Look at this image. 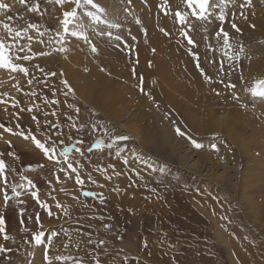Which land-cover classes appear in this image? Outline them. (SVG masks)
<instances>
[{"label": "rangeland", "instance_id": "374dc122", "mask_svg": "<svg viewBox=\"0 0 264 264\" xmlns=\"http://www.w3.org/2000/svg\"><path fill=\"white\" fill-rule=\"evenodd\" d=\"M154 1L0 0V264H264V0Z\"/></svg>", "mask_w": 264, "mask_h": 264}, {"label": "snow or ice", "instance_id": "6c2138e0", "mask_svg": "<svg viewBox=\"0 0 264 264\" xmlns=\"http://www.w3.org/2000/svg\"><path fill=\"white\" fill-rule=\"evenodd\" d=\"M75 3L78 5L79 4V0H75ZM86 3L88 4H91L92 3V0H86ZM193 3H195L199 9H200V15H201V18H203L204 16V13L206 12V9H207V5L209 4V0H187V4H188V7H192ZM7 5L6 4H3V3H0V9H4L6 8ZM76 15V11L75 9H73L72 11H68V12H65L64 13V19L62 21V24H63V29H64V32H67L69 30V24L72 23V19L73 17H75ZM176 16L180 19L181 22H183L184 20V17L180 15L179 12L176 13ZM219 20L221 23H223L225 21V16L223 14H221L219 16ZM7 27V26H6ZM232 28L233 29H236L237 32L240 31V29H238L236 27V24L233 23L232 24ZM194 30V29H193ZM219 33H223V45L224 47L228 48L230 47V44H229V34L228 32L224 31L222 28L218 31V35ZM167 35V33H165ZM16 35L18 36L19 35V32L16 33ZM117 39H121L120 37H117ZM188 43L189 44H192L193 43V40L192 39H188ZM10 47H14L12 45H8L6 41H3L2 38H0V70H8L9 72H16V73H23L25 76L28 75V72H29V69L27 67H23V66H19L18 63H14V62H10L11 60H15V61H30L32 59V56H30L29 54L27 53H24V49L23 47H20V48H16L14 50V53H13V56L12 57H9V55L6 53V49L7 48H10ZM127 47H130V46H126ZM61 52H65L67 53L68 49L65 48V47H61L60 49ZM91 51L92 53H96L97 52V49L93 46L91 48ZM154 51V50H153ZM243 52V48L240 47L237 55L235 57H232L233 59H239V53H242ZM21 53H24L21 55ZM133 74L135 75V69H133ZM55 75V74H53ZM29 83H31V81H29ZM264 83V82H262ZM67 86V85H65ZM229 87H232L234 88L235 85L232 84V85H229ZM217 95H220L219 92L216 93ZM253 96H260V97H264V91H260V92H253L252 93ZM233 99H239L238 97H233ZM167 115V113L165 114ZM179 122H176V124L178 125ZM6 131H9L11 132L12 129H6ZM175 132L178 136H185V132L179 127H175ZM26 139L28 137H25ZM123 139H128V137H122ZM59 137H49V146L48 147H45V144L44 143H41L40 140H34V143H35V147L36 149H41L43 150V155L45 157H48L49 159H52V156L51 154L54 153L59 145ZM97 147H99V145H97ZM195 147L199 148L200 145L199 144H196ZM67 149L64 150V155H67ZM68 167H72V165H68ZM5 171V164L2 160H0V173H3ZM160 171H163V168L160 169ZM76 181L79 183L81 182L80 181V177L79 176H76ZM31 183V182H29ZM12 192H16V186L15 185H12ZM33 195H35V193H33ZM84 195H90V193L88 192H85ZM8 202V198H7V195L5 196V203L7 204ZM60 205H57V207H59ZM5 224V221L2 217H0V232L3 231V225ZM4 239H7V236L4 237ZM41 235L40 234H37L34 236V240H35V243L37 245H39L41 243ZM58 243H62V241L58 242ZM4 249L3 248H0V252H3ZM45 259L47 260L48 257L47 255H45Z\"/></svg>", "mask_w": 264, "mask_h": 264}, {"label": "bare ground", "instance_id": "6f19581e", "mask_svg": "<svg viewBox=\"0 0 264 264\" xmlns=\"http://www.w3.org/2000/svg\"><path fill=\"white\" fill-rule=\"evenodd\" d=\"M154 1V0H153ZM155 2V1H154ZM153 2V4H154ZM146 9V8H145ZM146 15H147V19L149 20V13L148 10H145ZM153 32V31H152ZM159 58V57H158ZM162 59V58H161ZM160 59V60H161ZM91 62V61H90ZM161 63V67L159 69V75H160V80L162 82L163 85V89L165 90L166 94L169 96V98L173 101V96L176 94V92L179 90V86L175 83H173L170 78L167 77V72L169 71V67L168 65L170 64V62H167L166 60L160 61ZM91 66V72L96 73V69H94V67L90 64L89 67ZM166 72V75H165ZM110 85V84H109ZM113 86V85H112ZM103 89V88H102ZM179 93V92H178ZM91 94V92H90ZM108 96H111L113 98L117 97V94L114 93V89L110 87L107 89V91H103L102 93H99L98 97L102 100ZM212 117H214V115H212ZM234 119H236V117L234 116ZM219 120V119H218ZM226 121V120H225ZM226 126H229V124H226ZM230 127V126H229Z\"/></svg>", "mask_w": 264, "mask_h": 264}]
</instances>
